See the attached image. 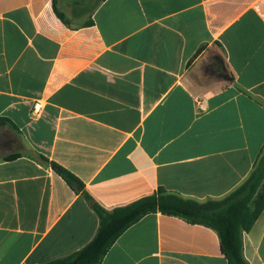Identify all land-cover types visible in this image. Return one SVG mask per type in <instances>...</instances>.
<instances>
[{
    "label": "crops",
    "instance_id": "1",
    "mask_svg": "<svg viewBox=\"0 0 264 264\" xmlns=\"http://www.w3.org/2000/svg\"><path fill=\"white\" fill-rule=\"evenodd\" d=\"M0 118L18 128L0 124V264L99 229L40 155L109 211L159 190L221 201L264 157V0H0ZM243 242L264 264V211ZM102 264L228 263L215 230L157 213Z\"/></svg>",
    "mask_w": 264,
    "mask_h": 264
},
{
    "label": "trees",
    "instance_id": "2",
    "mask_svg": "<svg viewBox=\"0 0 264 264\" xmlns=\"http://www.w3.org/2000/svg\"><path fill=\"white\" fill-rule=\"evenodd\" d=\"M0 124H9L18 130L9 119L0 118ZM16 158L12 156L8 160ZM40 158L74 191L83 193L100 220L97 234L85 247L45 264H102L112 246L131 226L145 216L157 213L215 230L227 263L248 264L244 255L243 236L251 231L264 211V157L251 176L221 201L200 203L159 190L153 195L111 211L103 208L85 192L84 184L72 172L43 155Z\"/></svg>",
    "mask_w": 264,
    "mask_h": 264
},
{
    "label": "built area",
    "instance_id": "3",
    "mask_svg": "<svg viewBox=\"0 0 264 264\" xmlns=\"http://www.w3.org/2000/svg\"><path fill=\"white\" fill-rule=\"evenodd\" d=\"M40 107H41V105H37L35 109L38 111L40 109Z\"/></svg>",
    "mask_w": 264,
    "mask_h": 264
},
{
    "label": "rangeland",
    "instance_id": "4",
    "mask_svg": "<svg viewBox=\"0 0 264 264\" xmlns=\"http://www.w3.org/2000/svg\"><path fill=\"white\" fill-rule=\"evenodd\" d=\"M219 61H220V64H223V60H222V58H219ZM219 64V65H220Z\"/></svg>",
    "mask_w": 264,
    "mask_h": 264
}]
</instances>
